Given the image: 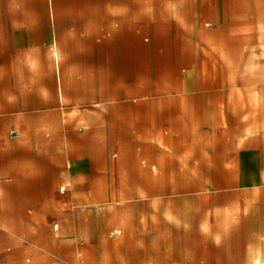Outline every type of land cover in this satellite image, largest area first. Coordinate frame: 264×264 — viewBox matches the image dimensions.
<instances>
[{"label": "rangeland", "instance_id": "rangeland-1", "mask_svg": "<svg viewBox=\"0 0 264 264\" xmlns=\"http://www.w3.org/2000/svg\"><path fill=\"white\" fill-rule=\"evenodd\" d=\"M236 2L248 28L235 42L221 30V59L204 62L197 84L250 87L238 96L259 121L264 0ZM0 36V264H264L259 151L239 172L260 124L238 123L237 136L254 137L236 142L176 117L123 125V97L167 98L178 81L8 76V27Z\"/></svg>", "mask_w": 264, "mask_h": 264}, {"label": "crops", "instance_id": "crops-1", "mask_svg": "<svg viewBox=\"0 0 264 264\" xmlns=\"http://www.w3.org/2000/svg\"><path fill=\"white\" fill-rule=\"evenodd\" d=\"M248 25L236 0H8V25L0 23V28L8 27V76H158L178 81L167 98L123 97L117 104L123 125H153L176 117L183 123L208 124L209 132L219 131L236 142L254 137L237 136L238 123L260 124V145L246 153L239 168L252 172L258 151L264 166V84L256 90L261 93L259 121L253 120L249 97L238 96L251 92L250 87L197 84L204 62L221 59L215 51L221 30L229 29L235 42L238 27ZM2 53L7 49L0 47ZM6 67L0 64V69ZM88 100L94 102L93 97ZM223 125L228 127L220 129Z\"/></svg>", "mask_w": 264, "mask_h": 264}]
</instances>
